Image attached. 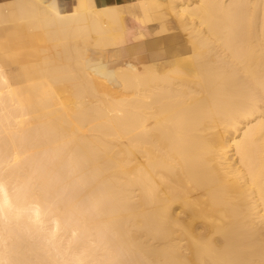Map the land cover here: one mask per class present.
I'll list each match as a JSON object with an SVG mask.
<instances>
[{
	"label": "bare ground",
	"instance_id": "obj_1",
	"mask_svg": "<svg viewBox=\"0 0 264 264\" xmlns=\"http://www.w3.org/2000/svg\"><path fill=\"white\" fill-rule=\"evenodd\" d=\"M0 52V264H264V0H0Z\"/></svg>",
	"mask_w": 264,
	"mask_h": 264
},
{
	"label": "rangeland",
	"instance_id": "obj_2",
	"mask_svg": "<svg viewBox=\"0 0 264 264\" xmlns=\"http://www.w3.org/2000/svg\"><path fill=\"white\" fill-rule=\"evenodd\" d=\"M136 1L137 0H129L128 2H126L124 4L134 3ZM124 4H121V5H124ZM166 6H167V8H166ZM166 6L162 9V11L160 13V19L164 20L169 26H171L173 28L172 31L174 33H179L181 31L180 28L178 27L179 25H178L174 15L170 12L169 6L168 5H166ZM158 16L159 15L154 13L152 17L155 20V19H157ZM182 36H185V34L182 33ZM0 64H1V66H3L5 71H7L8 75L13 79L18 78V76H20L22 73L21 66L19 64H17L16 62H14L12 57H10L7 54V52H0Z\"/></svg>",
	"mask_w": 264,
	"mask_h": 264
},
{
	"label": "crops",
	"instance_id": "obj_3",
	"mask_svg": "<svg viewBox=\"0 0 264 264\" xmlns=\"http://www.w3.org/2000/svg\"><path fill=\"white\" fill-rule=\"evenodd\" d=\"M74 1L75 0H59V4H60L62 11H68L69 9L71 10L74 6ZM128 1L129 0H95L96 4L98 6H105L107 4H114V3L121 5V4H124Z\"/></svg>",
	"mask_w": 264,
	"mask_h": 264
}]
</instances>
